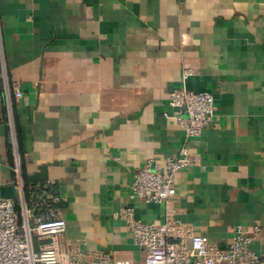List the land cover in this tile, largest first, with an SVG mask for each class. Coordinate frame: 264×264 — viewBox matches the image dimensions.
<instances>
[{
	"label": "crops",
	"instance_id": "obj_1",
	"mask_svg": "<svg viewBox=\"0 0 264 264\" xmlns=\"http://www.w3.org/2000/svg\"><path fill=\"white\" fill-rule=\"evenodd\" d=\"M1 69L23 94L13 137L0 77V197L52 181L62 249L144 264L114 213L162 222L164 203L128 198L131 173L188 144L172 215L220 247L260 225L249 248L264 252V0H0ZM185 70L215 107L191 139L163 114Z\"/></svg>",
	"mask_w": 264,
	"mask_h": 264
},
{
	"label": "built area",
	"instance_id": "obj_2",
	"mask_svg": "<svg viewBox=\"0 0 264 264\" xmlns=\"http://www.w3.org/2000/svg\"><path fill=\"white\" fill-rule=\"evenodd\" d=\"M183 72L182 84L170 91L167 104L172 118L184 130L187 139L199 137L214 117V97L208 91H194L186 87ZM9 127L15 137L13 102L23 94L21 84L9 80L5 69L0 70ZM14 169L19 172L20 156L14 153ZM198 163L188 144L169 155L163 163L146 159L131 173L128 198L164 203L166 211L162 222H145L135 217L132 207L114 213L123 219L134 242L144 252V264H264V252L256 253L249 246L262 232L255 225L252 234L241 225L234 228L225 247L211 243L207 236L195 232L194 226L175 218L170 204L176 195V174ZM20 176V175H19ZM52 181L35 184L16 202L12 196L0 197V264H135L127 258L113 259L102 250L73 251L60 247L59 237L66 230L61 216V198L52 189ZM192 248H191V247Z\"/></svg>",
	"mask_w": 264,
	"mask_h": 264
},
{
	"label": "trees",
	"instance_id": "obj_3",
	"mask_svg": "<svg viewBox=\"0 0 264 264\" xmlns=\"http://www.w3.org/2000/svg\"><path fill=\"white\" fill-rule=\"evenodd\" d=\"M59 206H60V203H59Z\"/></svg>",
	"mask_w": 264,
	"mask_h": 264
}]
</instances>
